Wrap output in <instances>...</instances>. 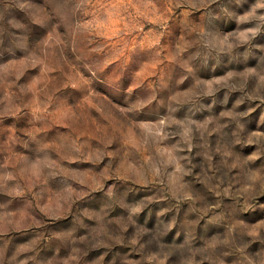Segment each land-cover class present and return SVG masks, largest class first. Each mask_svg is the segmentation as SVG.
<instances>
[{
	"label": "clouds",
	"instance_id": "1",
	"mask_svg": "<svg viewBox=\"0 0 264 264\" xmlns=\"http://www.w3.org/2000/svg\"><path fill=\"white\" fill-rule=\"evenodd\" d=\"M0 264H264V0H0Z\"/></svg>",
	"mask_w": 264,
	"mask_h": 264
}]
</instances>
